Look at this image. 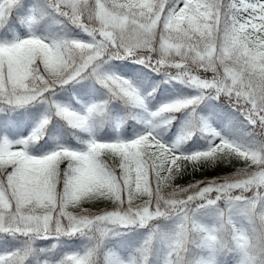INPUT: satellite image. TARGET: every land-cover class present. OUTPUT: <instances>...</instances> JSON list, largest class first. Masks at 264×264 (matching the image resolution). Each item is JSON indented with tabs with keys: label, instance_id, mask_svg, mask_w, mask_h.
<instances>
[{
	"label": "snow or ice",
	"instance_id": "obj_1",
	"mask_svg": "<svg viewBox=\"0 0 264 264\" xmlns=\"http://www.w3.org/2000/svg\"><path fill=\"white\" fill-rule=\"evenodd\" d=\"M0 264H264V0H0Z\"/></svg>",
	"mask_w": 264,
	"mask_h": 264
}]
</instances>
